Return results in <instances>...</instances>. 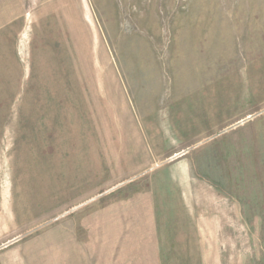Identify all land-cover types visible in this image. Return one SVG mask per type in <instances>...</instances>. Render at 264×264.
<instances>
[{
    "label": "rangeland",
    "instance_id": "1",
    "mask_svg": "<svg viewBox=\"0 0 264 264\" xmlns=\"http://www.w3.org/2000/svg\"><path fill=\"white\" fill-rule=\"evenodd\" d=\"M0 264H264V0H0Z\"/></svg>",
    "mask_w": 264,
    "mask_h": 264
},
{
    "label": "crops",
    "instance_id": "2",
    "mask_svg": "<svg viewBox=\"0 0 264 264\" xmlns=\"http://www.w3.org/2000/svg\"><path fill=\"white\" fill-rule=\"evenodd\" d=\"M96 257H97V256H95L94 254H92V255L88 254L87 257H86V259H91V258H96ZM99 258H100V257H99ZM107 258H109V256H108ZM101 259H104V258L101 257Z\"/></svg>",
    "mask_w": 264,
    "mask_h": 264
}]
</instances>
